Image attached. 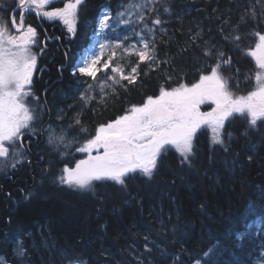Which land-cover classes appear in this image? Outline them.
<instances>
[{
  "label": "trees",
  "instance_id": "obj_1",
  "mask_svg": "<svg viewBox=\"0 0 264 264\" xmlns=\"http://www.w3.org/2000/svg\"><path fill=\"white\" fill-rule=\"evenodd\" d=\"M86 1L93 15L91 23L88 16L84 21L88 29L91 24L94 27L99 9L114 7L117 0ZM165 6L171 9L169 13L163 11ZM155 7L164 21V31L155 32L157 65L140 64L134 84L115 85L114 92L107 88L110 95L105 102L96 91L92 93L95 100L78 102L79 109L73 113L68 103L74 95L73 78L68 67L61 68V75L56 63L47 84L40 81L41 90L47 87L43 115L66 118L49 121L44 134L48 135L51 127L92 136L99 124L122 115L148 95L158 94L161 86L197 81L205 66L215 63L203 55V49L211 45L231 58V64L222 67L223 76L233 85L250 86L245 77L253 72L255 63L247 50L257 42L254 32L264 33V16L260 15L264 0H161ZM253 7L257 17L240 24V44L224 39ZM197 33L199 38L193 40ZM58 57L62 62L63 52ZM131 63L135 65L136 57ZM98 78L101 80L102 74ZM77 115L79 125L75 124ZM246 128L239 116L227 124V131L233 134L228 152L213 146L210 132L202 128L194 139L192 168L181 167L179 154L170 148L163 153L152 179L135 173L125 187L97 182L94 193L61 185L57 177L69 158L52 153L48 144L40 149L35 146L33 155L38 152L30 163L23 160L10 172L0 169V256L9 264H69L62 255L68 250L87 264H172L176 256L191 264V257L206 246L209 230L222 236L229 222L226 217L240 220L249 200L262 203L264 125L244 136ZM248 155L253 156L251 162ZM29 192L31 199L25 200ZM202 203L207 205L203 213ZM18 244L26 249L23 261L15 255ZM247 247L254 253L251 264H256L264 238L256 237Z\"/></svg>",
  "mask_w": 264,
  "mask_h": 264
},
{
  "label": "snow or ice",
  "instance_id": "obj_2",
  "mask_svg": "<svg viewBox=\"0 0 264 264\" xmlns=\"http://www.w3.org/2000/svg\"><path fill=\"white\" fill-rule=\"evenodd\" d=\"M160 2L161 0H129L115 16L109 11L100 14L96 36L106 30L115 32L117 25H132L133 15L135 22L142 27L140 31L132 28L131 36L137 38L136 44H125L131 38L129 35H117L114 40L105 37L98 43V47L93 43L82 50L72 75L91 78L92 83L81 82L86 87L78 93L80 101L87 104L95 100L97 97L92 93L99 88V99L105 102L110 95L107 88H112L114 92L115 85L126 87L124 82H136L140 75V64L147 63L149 68L157 65L154 26L164 23L155 7ZM85 3L86 0H67L63 7L45 10L46 6L52 4V0H18L17 10H22L19 23L15 12L11 15V30L8 23H0V160L5 166L10 163L15 168L23 162V156L19 152L21 137L39 118L38 107L32 103L36 100L32 83L37 68V54L32 51V46L36 44L37 32L34 27L25 26L24 13L35 9L38 16L59 19L67 27V31L75 35L78 10ZM257 3H261V0H257ZM145 9L149 13H157L151 20V25L147 22ZM163 11L169 13L171 9L165 6ZM260 15L264 16V11ZM256 17L254 7L251 11H246L234 26V33L225 34L224 39L238 46L243 40L239 33L240 24ZM253 35L257 42L254 47L248 48L247 55L254 60L255 69L245 77L250 83V90L246 94H235L231 90L230 80L222 75V67L230 65L231 58H225L224 52L215 45L207 46L203 49V55L215 60V63L206 65L196 82L177 83L175 87L161 86L158 94L148 95L141 103L130 105L122 115L99 124L95 134L75 149L76 152L85 154V158L77 160L74 167L65 165L57 181L69 188L93 193L97 182H114L125 187L131 174L140 173L152 179L163 153L170 148L179 154L181 167L192 168L196 155L194 139L202 128L210 130L213 146H219L224 152H228L233 134L227 131V124L233 118L239 116L246 122L247 128L242 133L244 136L264 125V33L256 31ZM198 38L199 33L193 40ZM137 44L142 47H137ZM106 51L108 55L105 58ZM132 56L136 57L135 65L127 59ZM121 60L126 62L120 63ZM100 72L105 73L103 80L97 79ZM205 104L213 106L210 111H201V106ZM75 124H81L78 115ZM81 131L87 130L81 128ZM48 133V143L57 148L60 145L67 148L69 144L78 143L75 137L66 142L63 128L59 135L51 127ZM247 160L251 162L253 156L248 155ZM24 199H31V193H27ZM259 200L262 203L248 201L240 220L234 221L231 217H226L229 222L222 236H216L209 230L206 246L201 247L198 256L191 257V264H251L250 258L254 253L247 245L256 237L264 238V190L261 191ZM206 208V204L200 205L202 213ZM8 223H11L10 217ZM161 227L165 225L162 223ZM147 251L150 252L151 249ZM15 255L21 261L26 258L23 244L17 245ZM62 255L68 258L69 264H87L79 257H72L68 250H63ZM161 255L165 253L162 251ZM172 264L184 262L180 256H176ZM256 264H264V247L256 256Z\"/></svg>",
  "mask_w": 264,
  "mask_h": 264
},
{
  "label": "flooded vegetation",
  "instance_id": "obj_3",
  "mask_svg": "<svg viewBox=\"0 0 264 264\" xmlns=\"http://www.w3.org/2000/svg\"><path fill=\"white\" fill-rule=\"evenodd\" d=\"M66 2L67 0H52V4L50 6H46L45 10H51L52 7H63V3ZM17 4L18 0H0V23H8L10 30L11 15L13 12H15L16 21L17 23H19L20 11L22 10H17ZM90 12L91 10L89 7H87L86 1L85 5L78 10L77 29L75 35L69 33L67 31V27L59 19H49L42 15L38 16L35 9L26 11L24 13L25 26L30 25L34 27L37 32L36 44L32 46V51L37 54V68L33 74L32 91L38 96V99L40 101V110L44 109V105L46 104L44 93L47 88L45 87V89L41 90L40 88L42 84H40V81L44 80V82L47 84L46 80L52 77L50 73L52 68L55 67L56 63H59L58 70L61 75V68L68 67V73L70 76H72V82L75 87L74 95L70 98L68 103L69 106L73 107V113L79 109V106H77V104L78 102L82 103V101H80L78 93L86 87V84L81 82L87 81L88 83H91V78L80 76L79 74L73 76L72 71L76 67L77 62L80 59L82 50L87 47L88 39L93 30V24H91L87 29V25L84 22L86 20V16H88L91 23L93 15ZM85 32L87 34H85ZM13 34L16 33L13 32ZM60 52H63L64 54L62 62L61 58L58 57V54ZM40 93H43V96H41ZM63 118L64 117L61 118L60 115L56 116L51 113L40 119V122H42L41 137L30 131H27L28 133L23 134V136L21 137L22 143H20V145L24 149L25 154L27 153L25 159L28 163H30V160L34 159V157L36 156L35 154L38 152V150L34 151L35 154L33 155V149L35 148V146L40 149V147H43L44 143L47 145L43 128L49 121L53 120L61 122ZM65 118L63 119V121L65 120ZM78 138L79 140L83 141L84 136H82L81 134V136H78ZM79 154V152H74L72 154L74 164L78 160Z\"/></svg>",
  "mask_w": 264,
  "mask_h": 264
},
{
  "label": "rangeland",
  "instance_id": "obj_4",
  "mask_svg": "<svg viewBox=\"0 0 264 264\" xmlns=\"http://www.w3.org/2000/svg\"><path fill=\"white\" fill-rule=\"evenodd\" d=\"M128 2H129V0H117L115 2V4H114V7H111L110 9L109 8H105L104 10H102V12L103 11H109V12H111V14L113 16H115L118 12H120V11L123 10V6H126ZM148 13L149 12L145 9V15L147 17V22L151 25V20L154 19L155 16L154 15L151 16ZM99 17H100V15H99ZM125 18L127 19V17H125ZM132 20H133V24L132 25H117L115 32H110V31H107L106 30L105 33H102L100 36L94 35V37L92 38V40L94 41L93 43H96L97 44V47H98V43L101 42V41H103L105 37H107V39H109V40H114L117 35H119L120 37H123L124 35H129L131 38H130L129 41H126L125 44H128V43L136 44L137 43V38L134 37V36H131L132 28H135L136 31H140V28L142 27V25H140V24H138V23L135 22V15H133ZM113 23H114V21H113ZM154 27L156 29L155 32H157V31H159V30L162 29V25H158V26H154ZM97 30H98V27H97ZM93 43H91V44H93ZM137 47H142V45L137 44ZM107 55H108V52L106 53L105 58L107 57ZM133 57H135V56L128 57L127 59L131 62L132 59H133ZM121 61L122 62H120V63H124V60H121ZM224 71H226L227 74L229 73V71H227V70H224ZM104 77H105V73L103 72L102 73V79L101 80H103ZM97 79L100 80L98 77H97ZM91 83H92V81H91ZM230 86H231V90L235 94H238V95L239 94H246V91L247 90H250V86L247 87L243 83L242 84L240 83V86H238V87L235 84L233 85V84L230 83ZM96 91L99 92V88H97ZM35 97H36V100L32 101V103H33V106L38 107L39 117H40V115H41L40 113L42 111V110H40V101L38 99L37 94H35ZM211 107H213V106L212 105H209V104L202 105L201 106V111H210L211 110ZM40 125H41V122L39 121V118H38L34 122L32 128H30L28 130H31V131H39ZM204 129H206V128H204ZM28 130H25V131H28ZM207 130L210 132L209 129H207ZM55 133H56V135L61 134V129H56L55 130ZM64 133L66 135V142L67 141H71L73 139V137L76 138V141L77 142H80V140H79V138H78L77 135L69 132L68 130H64ZM210 134H211V132H210ZM48 136H49V134L47 135V137ZM90 137L91 136L88 135L87 138L84 139L83 141H81L80 144H82L85 140L89 139ZM51 145L53 147L52 148V152L53 153H57L58 155H61V153H66L67 151H68L67 154L72 153V151L76 149L78 143L69 144V146L67 148H65L64 145H60L59 148H57L54 144H51ZM19 152L22 154L23 159H24L26 157V154L23 151V149L21 148V146H19ZM83 158H85V154L80 153L79 156H78V160L79 159H83ZM10 166H11L10 163L7 166H5L4 162L2 160H0V169H2V168H5L6 169V168H9ZM74 166H75V164H74ZM0 264H9V263L6 261V259L4 257H1L0 256Z\"/></svg>",
  "mask_w": 264,
  "mask_h": 264
},
{
  "label": "bare ground",
  "instance_id": "obj_5",
  "mask_svg": "<svg viewBox=\"0 0 264 264\" xmlns=\"http://www.w3.org/2000/svg\"><path fill=\"white\" fill-rule=\"evenodd\" d=\"M98 20V19H97ZM45 148V147H44ZM27 154V153H26ZM28 157H29V155H28Z\"/></svg>",
  "mask_w": 264,
  "mask_h": 264
}]
</instances>
